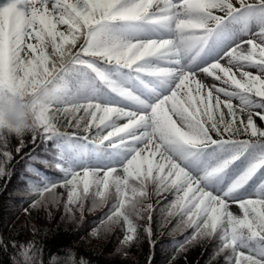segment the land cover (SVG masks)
Segmentation results:
<instances>
[{
  "label": "snow or ice",
  "instance_id": "snow-or-ice-1",
  "mask_svg": "<svg viewBox=\"0 0 264 264\" xmlns=\"http://www.w3.org/2000/svg\"><path fill=\"white\" fill-rule=\"evenodd\" d=\"M41 83L47 101L35 96ZM5 90L34 98L32 142L54 143L51 160L27 165L33 207L46 194L55 203L57 187L66 212L112 201L92 235L119 228L130 247L146 221L154 248L148 201L170 196L158 224L192 232L169 264L205 239L225 264H264V0H5ZM58 113L75 131L59 130ZM9 137L0 132V177L25 147ZM12 247L13 264H38L32 242ZM69 261L87 264L71 254L55 264Z\"/></svg>",
  "mask_w": 264,
  "mask_h": 264
},
{
  "label": "trees",
  "instance_id": "trees-1",
  "mask_svg": "<svg viewBox=\"0 0 264 264\" xmlns=\"http://www.w3.org/2000/svg\"><path fill=\"white\" fill-rule=\"evenodd\" d=\"M68 117L58 113L56 124L59 129L71 128L68 126ZM25 147L17 154L13 151V160L6 167V175L0 177V264H13L12 253L9 245H26L32 242L42 252L38 258V264H55L58 259H64L66 254H71L77 262L86 261L87 264H169L176 253V245L183 242L192 232L174 230L175 222L172 220L166 226H160L158 220L161 211L155 210L153 214V248L147 236L143 233L141 225L140 239L130 247H121L120 240L116 238V228L112 232L103 230L97 236L90 234L92 226L100 227L101 218L108 212L110 205L104 208L90 211L91 199L84 207L83 215L77 210L64 215L59 207H52V197L46 194V199L36 207H31L30 212L19 215L14 219V213L9 204L10 195L18 175H23L22 161L18 160L32 146V134L23 135ZM10 149L20 144L15 136L8 138ZM58 200L61 196L56 192ZM56 201V202H57ZM166 204H162L163 208ZM61 208V207H60ZM68 216V217H66ZM14 219L11 221V219ZM84 218V219H83ZM57 219H60L56 221ZM64 219V220H61ZM81 219H83L81 221ZM55 221V224H52ZM61 221H65L62 223ZM224 261L214 257V251L210 244L203 240L186 245V251L176 256L175 264H221ZM71 264V261H69Z\"/></svg>",
  "mask_w": 264,
  "mask_h": 264
},
{
  "label": "clouds",
  "instance_id": "clouds-1",
  "mask_svg": "<svg viewBox=\"0 0 264 264\" xmlns=\"http://www.w3.org/2000/svg\"><path fill=\"white\" fill-rule=\"evenodd\" d=\"M52 88L41 83L35 96L47 101ZM34 98L7 90L0 92V132L10 136L24 135L31 130L34 120Z\"/></svg>",
  "mask_w": 264,
  "mask_h": 264
},
{
  "label": "rangeland",
  "instance_id": "rangeland-1",
  "mask_svg": "<svg viewBox=\"0 0 264 264\" xmlns=\"http://www.w3.org/2000/svg\"><path fill=\"white\" fill-rule=\"evenodd\" d=\"M4 2H5V0H0V3H4ZM208 79L210 81L211 78H208ZM232 211L238 213V209L237 208L232 209ZM58 220H60V219H57L56 221H58ZM61 220H64V219H61ZM61 222L65 223V221H61ZM52 224H55V221ZM9 248L11 250V253L13 254L12 257H11V261L13 262V260H14V258L16 256V250L11 245H9Z\"/></svg>",
  "mask_w": 264,
  "mask_h": 264
}]
</instances>
